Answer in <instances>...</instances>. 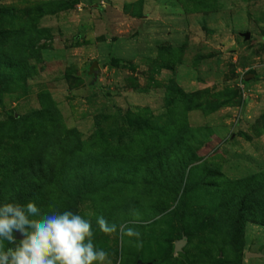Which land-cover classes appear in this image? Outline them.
I'll list each match as a JSON object with an SVG mask.
<instances>
[{
    "label": "rangeland",
    "instance_id": "rangeland-1",
    "mask_svg": "<svg viewBox=\"0 0 264 264\" xmlns=\"http://www.w3.org/2000/svg\"><path fill=\"white\" fill-rule=\"evenodd\" d=\"M0 11L14 42L29 23L45 29L23 87H0V166L13 162L5 142L23 149L34 135L40 91L56 104V132L75 130L83 170L97 166L93 183H45L41 215L90 220L112 264H264V207L235 222L242 196L259 203L262 187L233 183L229 210L230 183H173L180 163L166 169L158 160L173 138L185 178L199 164L229 180L264 171V0H0ZM99 215L117 232L102 233ZM121 224L139 240L122 238Z\"/></svg>",
    "mask_w": 264,
    "mask_h": 264
},
{
    "label": "trees",
    "instance_id": "trees-1",
    "mask_svg": "<svg viewBox=\"0 0 264 264\" xmlns=\"http://www.w3.org/2000/svg\"><path fill=\"white\" fill-rule=\"evenodd\" d=\"M39 11L42 12L41 8H39ZM8 14L9 18L14 19L13 12ZM6 15L7 12L0 11V18H4ZM10 22L12 23V21ZM18 33H16V41L14 42L12 33L0 28V87H3L6 92L11 91L13 87L15 90L23 87L25 79L31 76L32 71L29 69L28 61L33 57L35 46L45 33V29H38L32 23H29V26L23 27V32L19 31ZM28 48H30V51L26 55ZM39 102L42 109L35 111V114L39 117V122L33 124L35 125V133L27 139L26 147L20 149L19 144L6 147L11 146L14 142L3 144V148L12 150L14 153L13 157L9 158L13 162H7L8 166L4 165L3 168L0 166V205L15 203L25 206L29 202L37 204L45 199V183H60V180L68 181L69 179H81L80 183H93L91 178L97 175V166L94 162L92 165L89 163V168L85 167L83 170L75 155V148L71 142V135L75 130L65 129L64 132H56L54 122L57 120V108L47 91L39 92ZM44 111L49 112L48 119L43 116ZM52 114L53 116H51ZM5 134L12 141L22 139V137L11 135L9 131ZM159 148L162 149L160 151L166 153L165 155L155 153L162 155L158 156L159 165L171 169L173 164L180 163V169L177 165L175 172H170L172 176L169 178L173 180V183H190L192 177L196 179L194 183H230L222 184L227 191L225 193L229 197L226 201L228 202L226 207L229 210L235 207V205H233L234 207L231 205L232 198L229 196L233 183H244V185L248 183L254 189L255 187L264 189V171L239 180H229L219 171L206 167L200 168L199 164L189 169L185 178L186 164L183 167L184 157L182 155L178 157L179 154L175 152L176 149L180 148L179 142L173 140V138H168ZM136 170H134V174ZM104 173L99 169L98 177L103 176ZM160 173L164 183H170V181L164 180L166 177L163 176V172L160 171ZM124 174H126V169H121L118 171L119 177L110 181L118 183L117 180H121L120 178ZM249 198V204H247V197L242 196L240 202L236 205L238 211L243 212L245 210L235 220L239 227L242 220L240 218L244 214L252 209L264 207V199L257 203V198L252 200L253 194L249 195ZM262 218H264V214ZM17 242H19V239H17Z\"/></svg>",
    "mask_w": 264,
    "mask_h": 264
},
{
    "label": "clouds",
    "instance_id": "clouds-1",
    "mask_svg": "<svg viewBox=\"0 0 264 264\" xmlns=\"http://www.w3.org/2000/svg\"><path fill=\"white\" fill-rule=\"evenodd\" d=\"M104 234L117 232L103 215L96 217ZM121 237L140 233L127 224L119 226ZM17 236L19 242L17 243ZM7 241L15 247L5 249ZM137 247L142 243L138 242ZM0 264H112L109 253L93 242L91 221L72 211L40 214L35 203L0 205Z\"/></svg>",
    "mask_w": 264,
    "mask_h": 264
},
{
    "label": "water",
    "instance_id": "water-1",
    "mask_svg": "<svg viewBox=\"0 0 264 264\" xmlns=\"http://www.w3.org/2000/svg\"><path fill=\"white\" fill-rule=\"evenodd\" d=\"M243 35L245 36V38H248V33H244ZM17 239H19V236H17ZM183 244H184V240H181L179 244L175 245V251H178ZM256 256H259V254L250 253V252L246 253V257H256Z\"/></svg>",
    "mask_w": 264,
    "mask_h": 264
}]
</instances>
